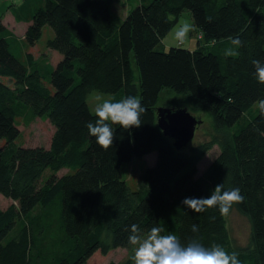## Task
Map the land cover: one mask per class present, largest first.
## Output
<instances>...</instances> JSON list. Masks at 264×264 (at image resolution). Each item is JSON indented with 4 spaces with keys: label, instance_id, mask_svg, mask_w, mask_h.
Instances as JSON below:
<instances>
[{
    "label": "trees",
    "instance_id": "trees-1",
    "mask_svg": "<svg viewBox=\"0 0 264 264\" xmlns=\"http://www.w3.org/2000/svg\"><path fill=\"white\" fill-rule=\"evenodd\" d=\"M113 2L34 0L25 45L0 21V77L8 79L0 82V195L14 202L0 209V264H85L96 251L131 250L132 224L144 232L159 225L182 243L195 237L238 253L241 264H264V84L251 65L264 62V0H139L119 23ZM183 11L197 47L158 50ZM46 26L53 36L41 67L22 45L34 46ZM235 37L242 46L232 44ZM230 49L235 55H227ZM94 90L112 102L135 96L146 109L139 128L112 125L107 149L85 127L96 119L87 103ZM164 90L187 97L208 118V139L176 149L163 135L156 108ZM36 117L53 127L48 148L18 147ZM214 146L217 155L199 173L197 164ZM152 152L154 164L131 190L122 164ZM64 168L73 172L41 180L45 170ZM220 183L244 197L230 209L249 223L244 247L231 241L227 215L217 208L194 213L181 204L209 196Z\"/></svg>",
    "mask_w": 264,
    "mask_h": 264
},
{
    "label": "clouds",
    "instance_id": "clouds-1",
    "mask_svg": "<svg viewBox=\"0 0 264 264\" xmlns=\"http://www.w3.org/2000/svg\"><path fill=\"white\" fill-rule=\"evenodd\" d=\"M191 31L189 24H184L175 33L179 42H183ZM236 47L242 46L239 37L232 39ZM227 55H235L231 49ZM253 77L264 84V62L253 59ZM264 113V101L260 102ZM146 111L141 100L128 96L118 102L104 101L95 108V121H89L85 127L88 134L95 137L97 145L103 149L112 146L114 131L112 125L123 129L139 128L141 116ZM244 197L238 188L225 190L222 183L217 184L210 195L201 198H184L181 204L194 213H202L210 208H217L221 215H227L234 204L242 203ZM127 242L134 247L131 257L133 264H241L238 253L226 251L221 245L203 246L195 237L182 243L174 233L165 234L163 227L156 225L144 232L139 225L132 224L128 229ZM191 231L198 232V226L192 225Z\"/></svg>",
    "mask_w": 264,
    "mask_h": 264
},
{
    "label": "rangeland",
    "instance_id": "rangeland-1",
    "mask_svg": "<svg viewBox=\"0 0 264 264\" xmlns=\"http://www.w3.org/2000/svg\"><path fill=\"white\" fill-rule=\"evenodd\" d=\"M13 3L16 4L17 1H13ZM13 3L9 0H5L4 3H1L0 16L5 10L10 9L11 7L14 8ZM137 4L138 0H114L111 5V13L114 17V20L119 23L125 18V16L130 10L136 7ZM184 24H189L191 26V31L188 33L187 38H185L184 41L181 43L176 39L175 33L180 28V26ZM20 31L21 30H15L16 34L12 33V36L17 39L19 43H21ZM52 36L53 32L51 31V29L47 26L44 27V30L42 31V36L33 47V56L40 63L41 67L45 65L43 60L45 59L44 52L46 50V42ZM172 47H181L183 49H189L190 51L194 50L197 47V33L193 27L190 13L188 11H183L180 14L178 22L169 31V33L166 34L164 38H162L157 49L167 51L169 48ZM131 60H133L132 57ZM48 66H50L49 63ZM132 68L134 70V75L137 76V70L134 67L133 63ZM7 80L8 79L5 77H0V82L3 84H6ZM43 81L45 85L49 86V78L44 77ZM112 98V95L94 90L88 94L87 103L90 110L94 112L95 108L98 105L102 104L104 101H111ZM158 107L187 108L188 111L194 117L201 120L200 125H198V128L195 131L194 138L189 142L188 146H186L187 149H189L190 147L192 148L203 140L208 139L207 137L210 131L209 120L204 114L193 111L191 101L187 97L177 96L168 90H164L159 95ZM52 132L53 127L48 120L36 117L31 121V123L27 127H24L22 129V132L15 141V144L18 147L42 146L48 148ZM217 153L218 149L214 146L206 155L203 156V158L197 164L199 173L207 167V165L214 159ZM155 159L156 153L152 152L143 156L142 158H132L129 162H125L122 164V176L131 190L136 189L137 177L139 176L141 171L144 168L153 165ZM72 172L73 170L67 168L61 169L56 173L47 169L43 172L41 180L46 181L52 175L61 176L66 173ZM11 204H14L12 200L0 195V209H5ZM226 224L231 241L237 246H246L249 241L250 233V226L247 219L235 210H232L227 214ZM133 254L134 247L131 250L122 248L112 249L106 255H102L99 251H96L89 257V259H87L85 264H108L110 262H114L115 264H121L127 259L131 258Z\"/></svg>",
    "mask_w": 264,
    "mask_h": 264
},
{
    "label": "water",
    "instance_id": "water-1",
    "mask_svg": "<svg viewBox=\"0 0 264 264\" xmlns=\"http://www.w3.org/2000/svg\"><path fill=\"white\" fill-rule=\"evenodd\" d=\"M156 122L163 135L173 140V146L181 149L194 138L201 120L194 117L187 108L158 107Z\"/></svg>",
    "mask_w": 264,
    "mask_h": 264
},
{
    "label": "crops",
    "instance_id": "crops-1",
    "mask_svg": "<svg viewBox=\"0 0 264 264\" xmlns=\"http://www.w3.org/2000/svg\"><path fill=\"white\" fill-rule=\"evenodd\" d=\"M13 3V1H17V0H9ZM31 2L32 5H26L23 4L22 6H18L21 3L19 1H17L16 4L13 3V7L14 8H10L8 10H5L2 15L0 16V21L1 23L5 26L6 30L12 32L13 34L15 33V30H21L20 31V39L22 41V43L25 45L24 40H23V35L25 32V29L27 27V25L29 24L30 18L35 10V3L34 0H27V2ZM139 1V0H138ZM5 0H0V7H1V3H4ZM22 2V1H21ZM1 11V9H0ZM122 21V20H121ZM44 30V28L42 29V31ZM22 45V44H21ZM35 46V45H34ZM34 46H30V47H24L22 45V47L24 48L26 53H31L33 56V47ZM45 55L44 57L47 55H49V52L47 50H45ZM34 58V56H33ZM35 59V58H34ZM46 59V57H45Z\"/></svg>",
    "mask_w": 264,
    "mask_h": 264
},
{
    "label": "built area",
    "instance_id": "built-area-1",
    "mask_svg": "<svg viewBox=\"0 0 264 264\" xmlns=\"http://www.w3.org/2000/svg\"><path fill=\"white\" fill-rule=\"evenodd\" d=\"M17 1L21 2L22 0H17Z\"/></svg>",
    "mask_w": 264,
    "mask_h": 264
}]
</instances>
